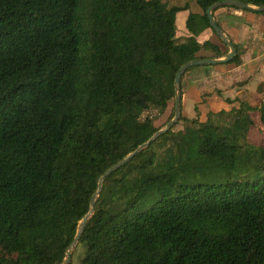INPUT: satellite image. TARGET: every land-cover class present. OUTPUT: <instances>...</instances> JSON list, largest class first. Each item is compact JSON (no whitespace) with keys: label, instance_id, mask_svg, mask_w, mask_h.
<instances>
[{"label":"trees","instance_id":"trees-1","mask_svg":"<svg viewBox=\"0 0 264 264\" xmlns=\"http://www.w3.org/2000/svg\"><path fill=\"white\" fill-rule=\"evenodd\" d=\"M193 1L177 37L186 6L164 0H0V264H62L101 175L161 128L150 111L173 117L179 67L227 54L205 13L222 0ZM182 97L180 81L178 120L102 179L79 264H264V143L247 137L264 101L202 119Z\"/></svg>","mask_w":264,"mask_h":264},{"label":"crops","instance_id":"crops-1","mask_svg":"<svg viewBox=\"0 0 264 264\" xmlns=\"http://www.w3.org/2000/svg\"><path fill=\"white\" fill-rule=\"evenodd\" d=\"M220 9L215 12L214 19L221 24L220 27L227 38L230 39L225 32V27L235 32L231 40L241 49V63L236 66L227 64L226 62H219L213 65H200L196 66L195 69L186 72L181 79V90L183 92L182 106L185 114V103H187V106L192 105L195 107L194 103L196 99L198 98L199 100V95L202 94L214 96L217 100H219V102L223 103V100H225L227 96L223 98L222 94L224 95V93H227L228 90L232 89L236 81H241L240 78L245 76L247 70L253 71L254 69L256 71L258 68L261 69V67L264 66L261 61V54L264 51V38L262 36L264 31V15L242 10L244 12L235 17L232 13V8H227L228 10ZM231 17H233V19ZM234 18L237 19L233 21ZM185 20L182 30L177 31L176 29L177 37L189 35L185 28ZM211 33L210 29H205L196 36V39L198 42H203L209 39ZM258 73L259 72H255V78H251V81L255 82V90L260 83L264 82L261 80ZM225 81H228V83L225 84ZM248 83L249 82H247L243 87H245ZM202 98H205V96Z\"/></svg>","mask_w":264,"mask_h":264},{"label":"rangeland","instance_id":"rangeland-1","mask_svg":"<svg viewBox=\"0 0 264 264\" xmlns=\"http://www.w3.org/2000/svg\"><path fill=\"white\" fill-rule=\"evenodd\" d=\"M164 1H166L169 6H179V7L186 6L185 8H181L177 11V16H176L177 31L182 30L184 20L189 12H193V13L200 12V8L193 0H164ZM220 10H228V9L222 8ZM232 10H233L232 13L235 17L239 16L242 12H244L242 11L243 9H239V8H235V9L232 8ZM231 18L233 19V17ZM236 19L237 18H234L233 21H235ZM225 29H226L225 32L231 39L232 36L235 34V32L231 31L229 28H226V27ZM262 36L264 38V31H263ZM208 53L209 52L206 51L203 54L207 55ZM261 55H262L261 61L263 62V65H264V51L262 52ZM196 66H200V65H196ZM196 66L191 67V69H189L188 71L195 69ZM255 72H259L258 74L261 80L264 81V66H262L261 69L258 68L256 71L254 69L253 71L247 70L245 76L240 78L241 81H236L232 89L228 90L227 93H224V95L222 94L223 98H225V96H227L226 98H229V99L235 98L234 105H238L239 101H245L251 105H257L260 103V101H264V90H261L260 92L256 91L254 88L255 82L251 81V78H255L254 76ZM235 80H238V79H235ZM247 82L249 83L245 87H243ZM224 83L226 84L228 83V81H225ZM202 95L205 96V98H202L203 97ZM202 95H199L200 101L197 98L196 99L197 102L195 101L194 103V106L196 107L195 112H194V107L192 105L187 106V103H185L184 110L186 114H189L192 116L196 112H198L199 117L203 119L205 117V113L208 110L219 111L220 109L228 110L230 108V103H226V101L223 99H222L223 103H221L214 96H211L209 94H202ZM170 108H171V105L170 107L167 108L166 111L161 112V113H159V111H150V116H152V118L155 119L154 123L156 126H159L161 128L165 126L166 118L168 117L169 112L171 110ZM250 116L253 119L254 123L249 128L248 135H247L248 139L254 143H259V144L264 143V126L260 123L257 112H250ZM180 127H181V123H178L177 125H175L174 129L176 130ZM73 252L74 253L72 256V264H79V259L82 257V253H81L82 247L80 245H76L74 247Z\"/></svg>","mask_w":264,"mask_h":264},{"label":"water","instance_id":"water-1","mask_svg":"<svg viewBox=\"0 0 264 264\" xmlns=\"http://www.w3.org/2000/svg\"><path fill=\"white\" fill-rule=\"evenodd\" d=\"M222 5H233L237 6L239 8L248 9V10H257L259 12H264V5L259 6H251L236 0H222L219 2H214L210 6H208L205 10V13L208 18V22L210 24V27L215 31L216 35L219 37V39L227 45L228 52L225 56L222 58H211V59H201V60H195V61H189L182 66L179 67L178 71L175 73L174 76V87H175V96H174V115L173 117L165 124L163 128H160L157 130L147 141L140 144L137 148H135L132 152H130L125 158L120 160L118 163L114 164L110 168H108L100 177L99 183H98V190L101 184L102 179L118 167H120L123 163H125L129 158L133 157L138 151L142 150L146 146H148L154 138H156L159 134L167 131L179 118L180 116V81H181V75L184 73V71L191 67L196 65H213L219 62H226L229 61L236 53L235 47L233 46L232 42L226 37V35L223 33L222 29L216 24L214 16L212 14L213 10L216 8L222 6ZM98 190L91 198L90 201V209L89 211L83 216V218L78 222L77 224V230L76 234L69 246V248L66 251V256L62 262V264H71V256L74 250V247L77 245L78 240L80 238V235L84 229V226L86 224V221L91 213L92 206L94 204V199L98 193Z\"/></svg>","mask_w":264,"mask_h":264}]
</instances>
